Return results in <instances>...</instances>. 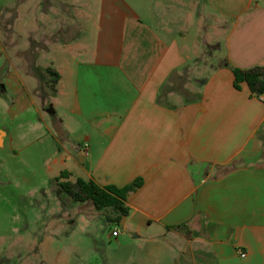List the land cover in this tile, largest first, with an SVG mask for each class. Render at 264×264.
Listing matches in <instances>:
<instances>
[{"label":"crops","instance_id":"0c3cea01","mask_svg":"<svg viewBox=\"0 0 264 264\" xmlns=\"http://www.w3.org/2000/svg\"><path fill=\"white\" fill-rule=\"evenodd\" d=\"M76 1L84 9L57 13L71 31L47 10L49 30L26 46L53 48L46 68L56 81L22 54L12 61L0 39L4 80H18L23 103L30 92L51 121L25 145L13 139L18 115L0 127V148L34 152L58 186L141 179L120 229L107 212L108 240L121 246L125 231L134 239L114 264H264V100L245 81L236 89L232 72L264 67V0H130L129 11L110 12L105 2L125 0H97V16L91 0ZM204 4L213 19L205 35ZM6 9L0 0V20Z\"/></svg>","mask_w":264,"mask_h":264},{"label":"rangeland","instance_id":"374dc122","mask_svg":"<svg viewBox=\"0 0 264 264\" xmlns=\"http://www.w3.org/2000/svg\"><path fill=\"white\" fill-rule=\"evenodd\" d=\"M72 1L2 0L7 11L0 20V39L2 43H11L5 44L8 57L17 62V54H22L37 64L38 72L45 70L47 62L55 59L53 48L48 45L35 50V45H31V49L26 46L29 39L38 41L39 33L49 30L51 25L42 20L44 11L51 13L53 24L60 21V29L71 31L74 27L67 26L57 13L70 14L73 7L74 11L75 8L79 11L84 9L80 1ZM105 3V12L114 11L117 6L123 11L130 9V0H125L126 4L118 1H114L113 5ZM89 5L91 11L96 9L97 16L101 3L91 0ZM206 6L203 5V16L206 17L204 35L210 30L209 21H213ZM79 19L75 17V22L82 21ZM232 23V19L226 20L225 27H231ZM208 32L210 35L211 32ZM89 38H95V35ZM207 40L204 37L201 45H206ZM71 54L69 51L59 52L61 58H70ZM10 68L3 55L0 58V80L4 84V88L0 86V127L8 130L14 127L19 123L20 115L19 131L16 136L14 132L13 139L27 145L33 142L41 128L50 125V115L42 111L30 92L26 103H23L19 81L13 76L4 80ZM28 81L32 83V80ZM29 86L26 83V87ZM9 147L0 148V264H114L124 260L133 246V232L125 231V241L121 246L108 240L110 228L106 218L111 216L106 209H96L91 204L92 217H89L86 202H75L63 191L59 195L60 188L52 180L41 158L36 157L34 152L31 156L19 155L17 149H13V142ZM116 225L119 229L122 227L121 222Z\"/></svg>","mask_w":264,"mask_h":264},{"label":"trees","instance_id":"16d2710c","mask_svg":"<svg viewBox=\"0 0 264 264\" xmlns=\"http://www.w3.org/2000/svg\"><path fill=\"white\" fill-rule=\"evenodd\" d=\"M46 74L50 75L52 81L58 78L57 72L46 68ZM233 85L240 88V83L245 81L251 92H264V67L255 66L246 70L233 68ZM50 80V81H51ZM60 177H68V173L63 170ZM59 180V177L56 178ZM141 179L137 178L133 182L118 187L115 185H99L92 180L76 178L73 182L69 180L59 181L60 188L68 194L74 201L83 203L89 201L96 209H106L114 214V221L118 222L128 213L126 198L129 192L134 191L141 185Z\"/></svg>","mask_w":264,"mask_h":264},{"label":"built area","instance_id":"2783aa9c","mask_svg":"<svg viewBox=\"0 0 264 264\" xmlns=\"http://www.w3.org/2000/svg\"><path fill=\"white\" fill-rule=\"evenodd\" d=\"M254 96L257 99H259V100H264V92H256V93H254ZM118 232H119L118 228L115 227L111 231V236H117L118 235ZM241 256H244V253H241Z\"/></svg>","mask_w":264,"mask_h":264}]
</instances>
